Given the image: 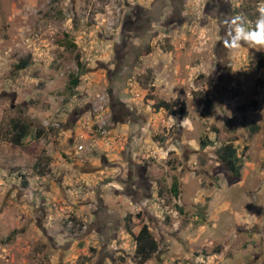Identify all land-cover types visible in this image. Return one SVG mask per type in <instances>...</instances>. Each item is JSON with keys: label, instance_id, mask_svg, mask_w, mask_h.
Returning a JSON list of instances; mask_svg holds the SVG:
<instances>
[{"label": "rangeland", "instance_id": "374dc122", "mask_svg": "<svg viewBox=\"0 0 264 264\" xmlns=\"http://www.w3.org/2000/svg\"><path fill=\"white\" fill-rule=\"evenodd\" d=\"M207 1L157 28L117 93L139 117L128 126L112 120L108 71L124 17L150 0H0V264H137L142 224L158 244L144 264H264V50L220 41L224 19L254 23L262 0L203 15ZM14 124L28 126L19 144ZM226 144L238 180L218 161Z\"/></svg>", "mask_w": 264, "mask_h": 264}, {"label": "flooded vegetation", "instance_id": "af4514ba", "mask_svg": "<svg viewBox=\"0 0 264 264\" xmlns=\"http://www.w3.org/2000/svg\"><path fill=\"white\" fill-rule=\"evenodd\" d=\"M214 2V3H213ZM220 3V2H219ZM217 0H209L203 6V15L212 8L218 11L220 5ZM187 0H150L147 6L136 5L130 10V14L124 17L121 26V35L125 38L121 43L114 45V51L117 55V65L108 71L110 95L109 106L111 109L112 120L125 122L128 126H140L139 117L134 111L129 110L125 102H117L120 90H125L127 77L131 70L143 56L150 54V47L154 38L158 37L157 28H169L173 25L185 22L184 12ZM215 4V5H214ZM219 6V7H218ZM222 34L223 31L221 30ZM220 45V42L219 44ZM111 75H115L114 77ZM114 84V86L112 85ZM129 161V158L128 160ZM132 165H128V170ZM131 172L126 180L120 181L124 190L128 191L129 196H138L139 192L133 191V185L143 192L144 180L137 179L135 182L131 179ZM141 178V175L140 177ZM98 210V209H97ZM103 221L105 219H102ZM99 262L98 264H101Z\"/></svg>", "mask_w": 264, "mask_h": 264}, {"label": "trees", "instance_id": "16d2710c", "mask_svg": "<svg viewBox=\"0 0 264 264\" xmlns=\"http://www.w3.org/2000/svg\"><path fill=\"white\" fill-rule=\"evenodd\" d=\"M25 67V64L22 66ZM258 68H264V62L258 63ZM77 84V80H74V86ZM204 107L203 109L209 112L212 109V102L208 98L202 100ZM175 104L171 102L157 101L153 108L155 111L163 109L167 111L170 115H180L185 116L186 112L184 106L181 105L175 109ZM13 130L15 131L16 140L15 143H21L22 139L26 138L28 135V126H20L19 124L13 125ZM200 145L202 148L210 145L209 140H201ZM218 161L225 167L229 174V177L233 180H238L241 175L242 160L237 153V149L231 144H226L219 148L217 152ZM128 232H131L130 228ZM133 239L136 243L135 257L137 259V264H144L147 262L154 252L158 248V244L151 235L148 226L142 224L136 235H133Z\"/></svg>", "mask_w": 264, "mask_h": 264}, {"label": "clouds", "instance_id": "9594fccd", "mask_svg": "<svg viewBox=\"0 0 264 264\" xmlns=\"http://www.w3.org/2000/svg\"><path fill=\"white\" fill-rule=\"evenodd\" d=\"M256 11L258 16L254 23L241 14L221 22L224 30L220 39L223 49L233 54L245 46L257 51L264 50V0L257 5ZM188 123L186 117L181 120L182 125Z\"/></svg>", "mask_w": 264, "mask_h": 264}, {"label": "crops", "instance_id": "0c3cea01", "mask_svg": "<svg viewBox=\"0 0 264 264\" xmlns=\"http://www.w3.org/2000/svg\"><path fill=\"white\" fill-rule=\"evenodd\" d=\"M248 149L250 150V147H248ZM248 153V152H247ZM242 164H243V161H242ZM242 169V168H241ZM263 188V186L260 187V189ZM261 194V193H260Z\"/></svg>", "mask_w": 264, "mask_h": 264}, {"label": "built area", "instance_id": "2783aa9c", "mask_svg": "<svg viewBox=\"0 0 264 264\" xmlns=\"http://www.w3.org/2000/svg\"><path fill=\"white\" fill-rule=\"evenodd\" d=\"M78 149H79V150H81V149H82V147H81V146H79V147H78Z\"/></svg>", "mask_w": 264, "mask_h": 264}]
</instances>
